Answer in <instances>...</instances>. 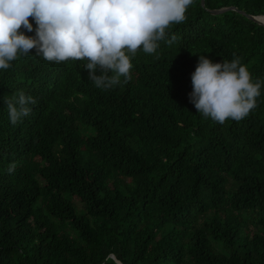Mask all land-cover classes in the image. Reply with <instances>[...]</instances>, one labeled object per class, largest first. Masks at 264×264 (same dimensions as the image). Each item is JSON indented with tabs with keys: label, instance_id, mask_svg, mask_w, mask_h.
Segmentation results:
<instances>
[{
	"label": "trees",
	"instance_id": "1",
	"mask_svg": "<svg viewBox=\"0 0 264 264\" xmlns=\"http://www.w3.org/2000/svg\"><path fill=\"white\" fill-rule=\"evenodd\" d=\"M237 10L264 0H193L177 42L125 49L132 79L107 90L34 49L0 69V264H264V85L239 122L188 96L199 55L264 81V21ZM19 90L38 103L13 125Z\"/></svg>",
	"mask_w": 264,
	"mask_h": 264
},
{
	"label": "clouds",
	"instance_id": "2",
	"mask_svg": "<svg viewBox=\"0 0 264 264\" xmlns=\"http://www.w3.org/2000/svg\"><path fill=\"white\" fill-rule=\"evenodd\" d=\"M193 0H0V69L8 70L10 62L30 55L47 61L83 62L88 80L96 88L107 90L127 84L133 65L125 49L135 55L151 54L159 41L171 45L178 40L166 32L170 24L185 21ZM33 17L36 28L29 23ZM35 31V36H26ZM100 74L97 75L96 73ZM111 72V75H109ZM264 81L253 82L247 65L236 55L231 61L214 63L199 55L192 73L189 102L205 118L223 124L227 119L241 121L257 106ZM9 121L16 125L32 114L38 103L19 90L4 97ZM14 165L9 166V172Z\"/></svg>",
	"mask_w": 264,
	"mask_h": 264
},
{
	"label": "water",
	"instance_id": "3",
	"mask_svg": "<svg viewBox=\"0 0 264 264\" xmlns=\"http://www.w3.org/2000/svg\"><path fill=\"white\" fill-rule=\"evenodd\" d=\"M201 4H202V6H204V4H205V0H201ZM226 10H228V8H227V9L224 8V9H221V10L211 11V13H212V14H217V13H219V12H223V11H226ZM237 11H238V10H237ZM238 12H240V13L243 14V15H246L248 19H250V20H254V21H257V22L260 23V24H262V22L264 21V17H263V16L254 17V16H252V15L246 14V12H244V11H238Z\"/></svg>",
	"mask_w": 264,
	"mask_h": 264
}]
</instances>
